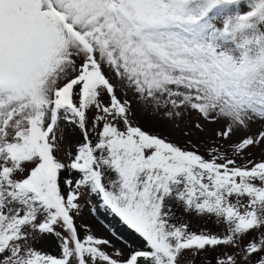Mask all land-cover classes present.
Wrapping results in <instances>:
<instances>
[{
	"label": "snow or ice",
	"instance_id": "snow-or-ice-1",
	"mask_svg": "<svg viewBox=\"0 0 264 264\" xmlns=\"http://www.w3.org/2000/svg\"><path fill=\"white\" fill-rule=\"evenodd\" d=\"M0 264H264V0H0Z\"/></svg>",
	"mask_w": 264,
	"mask_h": 264
},
{
	"label": "rangeland",
	"instance_id": "rangeland-1",
	"mask_svg": "<svg viewBox=\"0 0 264 264\" xmlns=\"http://www.w3.org/2000/svg\"><path fill=\"white\" fill-rule=\"evenodd\" d=\"M84 219L101 235H107L109 232L115 231L118 235H122L123 238H127V230L118 218L111 213L105 212L103 208L99 209L95 215L86 214ZM194 223L199 222L194 221ZM51 247L55 250V242L52 243Z\"/></svg>",
	"mask_w": 264,
	"mask_h": 264
}]
</instances>
